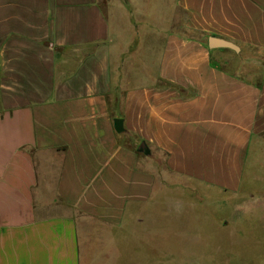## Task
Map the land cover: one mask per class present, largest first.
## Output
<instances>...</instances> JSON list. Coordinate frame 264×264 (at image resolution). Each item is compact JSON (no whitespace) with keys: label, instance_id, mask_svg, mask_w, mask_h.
<instances>
[{"label":"crops","instance_id":"0c3cea01","mask_svg":"<svg viewBox=\"0 0 264 264\" xmlns=\"http://www.w3.org/2000/svg\"><path fill=\"white\" fill-rule=\"evenodd\" d=\"M254 174L264 0H0V264H91L130 207Z\"/></svg>","mask_w":264,"mask_h":264},{"label":"rangeland","instance_id":"374dc122","mask_svg":"<svg viewBox=\"0 0 264 264\" xmlns=\"http://www.w3.org/2000/svg\"><path fill=\"white\" fill-rule=\"evenodd\" d=\"M260 176L262 180L245 182L239 194L187 186L189 190L173 191L175 204L130 207L141 225L131 228L130 219L121 243H88L91 264H264V175ZM163 177L160 174V180ZM249 192L254 193L252 201L216 199L202 207L188 202L201 197L245 198Z\"/></svg>","mask_w":264,"mask_h":264},{"label":"water","instance_id":"95a60500","mask_svg":"<svg viewBox=\"0 0 264 264\" xmlns=\"http://www.w3.org/2000/svg\"><path fill=\"white\" fill-rule=\"evenodd\" d=\"M207 46L211 48H229L233 49L234 51H238L239 48L236 44L232 43L223 38L215 37V36H208L207 37ZM138 150L145 152L147 150V146L144 142H140L138 145Z\"/></svg>","mask_w":264,"mask_h":264},{"label":"trees","instance_id":"16d2710c","mask_svg":"<svg viewBox=\"0 0 264 264\" xmlns=\"http://www.w3.org/2000/svg\"><path fill=\"white\" fill-rule=\"evenodd\" d=\"M116 121L120 122L121 120H119V119H116Z\"/></svg>","mask_w":264,"mask_h":264}]
</instances>
